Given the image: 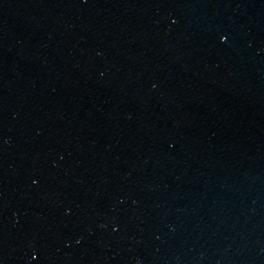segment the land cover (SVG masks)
Listing matches in <instances>:
<instances>
[{
	"label": "water",
	"instance_id": "95a60500",
	"mask_svg": "<svg viewBox=\"0 0 264 264\" xmlns=\"http://www.w3.org/2000/svg\"><path fill=\"white\" fill-rule=\"evenodd\" d=\"M0 264H264V0H0Z\"/></svg>",
	"mask_w": 264,
	"mask_h": 264
}]
</instances>
